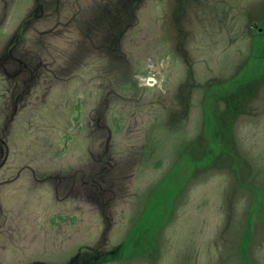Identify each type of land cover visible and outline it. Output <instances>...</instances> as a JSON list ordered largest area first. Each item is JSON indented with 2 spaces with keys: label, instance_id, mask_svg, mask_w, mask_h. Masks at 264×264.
<instances>
[{
  "label": "rangeland",
  "instance_id": "obj_1",
  "mask_svg": "<svg viewBox=\"0 0 264 264\" xmlns=\"http://www.w3.org/2000/svg\"><path fill=\"white\" fill-rule=\"evenodd\" d=\"M0 147V264H264V0H0Z\"/></svg>",
  "mask_w": 264,
  "mask_h": 264
},
{
  "label": "trees",
  "instance_id": "obj_2",
  "mask_svg": "<svg viewBox=\"0 0 264 264\" xmlns=\"http://www.w3.org/2000/svg\"><path fill=\"white\" fill-rule=\"evenodd\" d=\"M119 249H114L112 251H107V252H103L101 254H98L95 257H92L91 259H89V261L87 262H80V263H76V264H96L98 262H104V261H110V260H114L116 257H118V251Z\"/></svg>",
  "mask_w": 264,
  "mask_h": 264
},
{
  "label": "crops",
  "instance_id": "obj_3",
  "mask_svg": "<svg viewBox=\"0 0 264 264\" xmlns=\"http://www.w3.org/2000/svg\"><path fill=\"white\" fill-rule=\"evenodd\" d=\"M3 146V145H2ZM7 149V148H6ZM0 152H2V150H1V147H0ZM4 152H6L5 150H3V154H4ZM1 154V153H0ZM6 157V156H5ZM2 158V157H1ZM5 161V158H4V156H3V158L1 159V162H0V165L1 164H3V162ZM19 175V174H18ZM17 174H15V175H11V176H9L10 178L11 177H17L18 176Z\"/></svg>",
  "mask_w": 264,
  "mask_h": 264
}]
</instances>
